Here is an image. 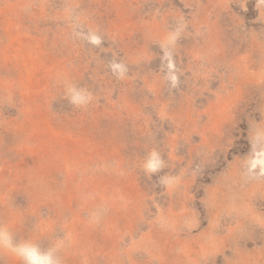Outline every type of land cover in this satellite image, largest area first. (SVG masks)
Returning <instances> with one entry per match:
<instances>
[{
  "label": "rangeland",
  "instance_id": "374dc122",
  "mask_svg": "<svg viewBox=\"0 0 264 264\" xmlns=\"http://www.w3.org/2000/svg\"><path fill=\"white\" fill-rule=\"evenodd\" d=\"M264 264V0H0V264Z\"/></svg>",
  "mask_w": 264,
  "mask_h": 264
},
{
  "label": "clouds",
  "instance_id": "9594fccd",
  "mask_svg": "<svg viewBox=\"0 0 264 264\" xmlns=\"http://www.w3.org/2000/svg\"><path fill=\"white\" fill-rule=\"evenodd\" d=\"M23 254L26 264H57L51 252L42 253L37 248H27Z\"/></svg>",
  "mask_w": 264,
  "mask_h": 264
}]
</instances>
